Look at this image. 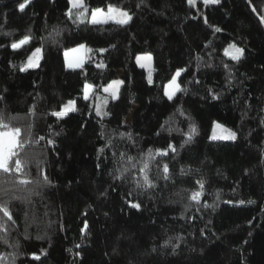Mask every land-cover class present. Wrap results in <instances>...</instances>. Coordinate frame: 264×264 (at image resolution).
Listing matches in <instances>:
<instances>
[{
    "label": "trees",
    "instance_id": "obj_1",
    "mask_svg": "<svg viewBox=\"0 0 264 264\" xmlns=\"http://www.w3.org/2000/svg\"><path fill=\"white\" fill-rule=\"evenodd\" d=\"M22 2L0 0V104L14 124L31 126L32 175L42 179L38 163L51 183L31 204L11 205L16 223L4 218L8 238L21 247L0 243V253H16V264H264V0H86L90 10L108 3L129 10L133 18L122 26L73 22L65 15L68 0H32L20 12ZM29 34L31 43L13 51L11 43ZM232 43L245 50L239 63L225 55ZM79 44L92 51L83 69H69L64 52ZM35 47L43 48L40 67L20 71ZM143 53L154 59L151 84L136 63ZM177 69H186L179 83L187 91L169 101L164 86ZM120 70L119 99H108L109 115L101 118L97 99ZM85 83L94 85L88 100ZM69 100L76 112L51 115ZM216 121L237 139L212 141ZM192 124L197 132L188 141ZM169 143L177 151L150 163L156 187L137 188L139 162ZM120 152L137 168L117 180L115 169L128 166ZM164 163L170 180L160 178ZM200 180L204 195L196 204L189 197ZM169 237H181L173 239L174 251L163 246Z\"/></svg>",
    "mask_w": 264,
    "mask_h": 264
},
{
    "label": "snow or ice",
    "instance_id": "obj_2",
    "mask_svg": "<svg viewBox=\"0 0 264 264\" xmlns=\"http://www.w3.org/2000/svg\"><path fill=\"white\" fill-rule=\"evenodd\" d=\"M190 4L194 0H188ZM204 4H219L221 0H203ZM32 3V0H24V2L19 3L18 8L20 12L24 10ZM143 3V0H141ZM70 7L68 8L65 15L68 19L73 20V22L85 23L86 21L92 25H106L109 22H113L117 25H127L132 20V15L129 10H126L122 7L116 6L112 3H108L105 7H94L89 9L86 0H68ZM140 5L138 4L137 7ZM255 11V9H253ZM207 23V20H205ZM261 23H264V16L261 17ZM216 32H221L222 29L219 27L215 28ZM3 35H9V33H3ZM33 37L29 35H24L18 41L11 43L10 47L13 51L21 49L23 46L31 43ZM92 49L88 48L85 44H79L76 48L68 49L64 52V58L66 65L69 69H83L85 63V55L91 52ZM100 52H105L107 49H99ZM245 50L242 47H237L235 43L229 44L228 48L225 49V54L230 57L234 62L239 63L244 57ZM43 59V48L35 47L31 51V54L27 56L26 64L20 68V71H27L28 69H34L40 67V61ZM137 63L141 68L149 67L152 60L150 54L144 56L136 57ZM141 61H147L148 64L141 63ZM211 67V65H208ZM97 67H104L103 63L97 65ZM225 68H228V65H224ZM186 69H177L175 74L171 77L170 81L164 86L163 94L169 100L172 101L176 94L179 92L187 91L186 88H183L178 82L179 78L182 75V72ZM149 84L152 83L151 73L148 77ZM123 81L114 80L109 83L106 87L103 88V92L107 93L112 100L119 99L120 86L123 84ZM199 83V81H196ZM94 91V85L91 83H85L83 85V99L88 100L90 94ZM216 95L212 96V99H217ZM5 97L0 95V102L4 101ZM107 105V98L103 100L101 104H97L95 112L97 116L103 118L104 116L109 115V113L104 111V107ZM77 107L74 100H69L67 103L63 104L60 111H53L52 116L57 118H64L70 112H76ZM33 110H30L32 114ZM15 117H12L7 114L6 106L0 104V243L7 245L8 247L20 248V242L17 240L14 243L9 242V225L5 222H11L15 224L13 212L11 210V205L20 202L21 204H31L32 197L39 195V189L49 185L51 183L49 177L43 173V170L40 169L39 164L37 163V175H40L42 179H36L31 172V167L36 161V157L29 154L26 151L28 144L33 143L27 139L31 135V126L21 127L13 123ZM264 124V120L261 121ZM219 130V131H217ZM197 129L194 124L189 125V130L184 135L188 137V141L196 134ZM122 138L127 137L129 141H132L134 138L131 133H118ZM159 135V133H157ZM103 136V133H101ZM40 140H44V137H40ZM212 140H231L235 141L237 139V133L232 131L219 123L214 122V128L212 135L210 137ZM49 145L54 144V141L49 140ZM110 142H106L105 147H109ZM171 152L175 153L177 151L176 146L172 143L167 145L165 149H156L153 152L152 149H149L144 155V158L139 162L140 167L138 169L142 177V182L137 181L136 187L140 189H150L156 187L154 181L150 179V163L155 160L156 156H167ZM101 152L104 151V148L100 149ZM113 156H117V153H113ZM120 157H124V163L128 166L115 169V172L118 173L115 175V179L119 180L125 178L126 173H130L132 170L137 168V162L134 157L127 156L126 153L120 152L118 154ZM99 167V165H98ZM164 180L171 179V170L169 164L164 163L162 165V176L160 177ZM200 187V191H194L191 193L189 199L196 204L201 202V198L204 195L205 184L203 180L197 181ZM34 186V187H33ZM21 193L24 195L22 196ZM231 203V201H228ZM240 204H244V201H240ZM249 203H252L249 201ZM207 203L204 204V207H210ZM130 207L140 210L141 205L139 203H131ZM28 212L25 211L24 216L26 221L28 220ZM27 226H31L28 224ZM88 225L85 223L84 231L87 229ZM25 239L28 238L27 232H25ZM38 239H43V236H37ZM173 239H181V237H169L163 241V246L167 248L169 245L172 246L173 251L178 245L173 244ZM76 247H80L77 245ZM43 252V250H41ZM152 251H157L154 247ZM77 256L80 253H76ZM32 259L40 260V256L36 253L31 254ZM16 253H0V264H16Z\"/></svg>",
    "mask_w": 264,
    "mask_h": 264
},
{
    "label": "rangeland",
    "instance_id": "obj_3",
    "mask_svg": "<svg viewBox=\"0 0 264 264\" xmlns=\"http://www.w3.org/2000/svg\"><path fill=\"white\" fill-rule=\"evenodd\" d=\"M198 2H203V0H194V2L192 3V4H196V3H198ZM229 46V45H228ZM228 46L226 47V49L228 48ZM237 47H240V46H238L237 45ZM148 54H150V53H143V54H139L138 56H144V55H148ZM87 55V54H86ZM85 55V61H86V56ZM151 56H152V54H150ZM226 55V54H225ZM228 56V55H227ZM229 57V56H228ZM41 62V61H40ZM136 63H137V60H136ZM141 63H145V64H148L149 62H147V61H141ZM26 64V63H25ZM137 65L138 66H140L138 63H137ZM34 69H37V68H34ZM144 70H145V72H146V75H147V79H148V77H149V73H151V77H152V80H153V77H154V59H153V56H152V60H151V62H150V66L149 67H145V68H143ZM28 70H33V69H28ZM115 80H120V81H123L124 82V80H123V71H119L118 72V75H117V78L115 79ZM178 82H179V80H178ZM123 85V84H122ZM122 85L120 86V90H121V87H122ZM107 86V85H106ZM106 86H104V87H106ZM103 87V88H104ZM102 91H103V89H102ZM119 94H120V92H119ZM91 95V94H90ZM105 98H107V101H108V99H110L111 97L107 94V93H104L103 92V95H100L99 97H98V99H97V104H101L102 102H103V100L105 99ZM76 103V102H75ZM133 111V108H131V112ZM71 113V112H70ZM69 113V114H70ZM68 114V115H69ZM132 113H130V116H128L126 119H125V123H130L131 122V120H132ZM215 123H219V124H221V125H223L224 127H226V128H228V129H230V130H232V131H235L234 129H232V128H230L229 126H227V125H225L224 123H221V122H218V121H216ZM213 128H214V124H213V127H212V132H213ZM217 131H219V130H217ZM212 132H211V135H212ZM211 137V136H210ZM212 140V139H211ZM212 141H231V140H212Z\"/></svg>",
    "mask_w": 264,
    "mask_h": 264
}]
</instances>
